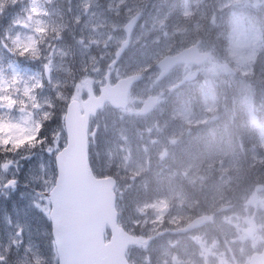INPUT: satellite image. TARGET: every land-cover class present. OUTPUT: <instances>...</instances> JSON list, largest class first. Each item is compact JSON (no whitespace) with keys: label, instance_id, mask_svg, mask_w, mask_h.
<instances>
[{"label":"rangeland","instance_id":"1","mask_svg":"<svg viewBox=\"0 0 264 264\" xmlns=\"http://www.w3.org/2000/svg\"><path fill=\"white\" fill-rule=\"evenodd\" d=\"M147 4L145 20L133 35L134 54L129 51L121 65L125 74L143 71L150 77L135 88L133 105L187 76L184 68H176L165 80L156 82L157 74L152 68L162 57L197 41H202V49L211 51V57L199 69V78L188 85L190 90L174 96L168 118L156 115L143 122L128 111L106 115V119L116 120L123 126L128 123L135 127L141 123L142 129L153 131L163 127L166 118L169 138L176 143L175 137L179 136L211 135L207 133L209 125L200 126L213 116L219 120L218 130L225 134L216 137L220 152L231 147L232 132L236 130L253 139L249 147L243 145L248 150L232 158L223 154L213 159L209 153L199 154L203 157L192 154L189 162L184 160L176 165L181 169L179 173L189 174L191 182H195L198 169L214 170L217 174L208 175L210 183L206 184V192H203L206 197L202 202L200 196L191 200V204L169 207L170 223L188 221L194 213L198 214L199 206V212L204 206L209 207L212 195L217 197L212 193L215 189L221 194L220 201L229 193L227 205L243 206L241 199L264 197V191L255 190L264 183V0H0V14L4 19L0 38L5 34L0 42V183L15 179L20 181L21 187L0 200V261L4 264L8 256L9 264L53 263L54 253L46 238L47 201L34 197L33 191L36 186L41 191L47 190L55 180L54 161L46 153H56L64 141L58 129V110L63 103L74 99L77 81L85 76L81 72L102 68L101 59L111 56L123 41V24L120 23L132 18L134 11L146 8ZM117 9L119 12L115 15L113 12L117 13ZM211 17L216 19L214 24L209 22ZM214 28L222 31V42L209 35ZM261 53L262 63L257 66L255 62ZM223 63L237 71V76H224ZM190 71L193 75L194 70ZM233 106V119L240 120L243 126L236 127L229 119L228 108ZM101 121V118L94 121L93 128ZM43 124L45 130L50 129L48 138H45ZM102 126H105L103 131L96 129L95 140L91 137L94 148H99L95 160L102 176L120 175L121 179L130 181L131 176L149 169L151 159L141 158V151L145 158L148 155L144 147H139V142L134 152L133 137L122 136L116 140L114 136L110 140L108 123L102 121ZM175 128L181 129L178 132ZM171 130L174 132L170 133ZM158 132L164 131L156 129L154 133L157 146H161L167 139L158 138ZM110 144L114 146V153L117 144L124 146L119 149V153H125L124 157L114 156L119 159L121 172L112 168V173L108 174V170H104L106 162L100 156L105 154L103 147L111 153ZM123 171H128L129 176ZM201 178L204 181L203 173ZM177 196L179 193L172 191L151 201L141 197L130 202L126 215L136 220L133 231L135 226L140 229L134 233L139 232L143 238L152 233L150 222L162 224L165 203L171 199L179 202ZM133 253L145 264L150 260H143L140 249ZM153 254L159 258L157 264H168L163 254ZM180 255L178 252L177 257ZM187 260L188 264H195V254L187 255Z\"/></svg>","mask_w":264,"mask_h":264},{"label":"water","instance_id":"2","mask_svg":"<svg viewBox=\"0 0 264 264\" xmlns=\"http://www.w3.org/2000/svg\"><path fill=\"white\" fill-rule=\"evenodd\" d=\"M195 47L175 58H165L158 67L163 70L161 77L178 62L199 64L206 60V55L197 56ZM138 77L121 81L113 89L114 98L110 100L114 107L124 105L129 85ZM93 101L90 112L104 103ZM155 99H149L141 114L151 111ZM85 119H80L76 107L72 106L66 118L68 145L57 157L58 177L56 186L49 194L52 210L50 218L53 237L59 256V264H127L124 252L129 245L138 244L141 240L126 234L115 225L114 196L111 179H94L86 161L85 153ZM203 219L194 221L182 232L201 224ZM108 225L111 240L104 244L103 230Z\"/></svg>","mask_w":264,"mask_h":264},{"label":"flooded vegetation","instance_id":"3","mask_svg":"<svg viewBox=\"0 0 264 264\" xmlns=\"http://www.w3.org/2000/svg\"><path fill=\"white\" fill-rule=\"evenodd\" d=\"M242 202L244 205L235 211L236 222L229 235L219 231V216L216 218L210 211L207 212L214 220L189 234L197 237L198 264H264V198H249ZM229 207V212H233V207ZM181 242L186 246L185 239Z\"/></svg>","mask_w":264,"mask_h":264},{"label":"trees","instance_id":"4","mask_svg":"<svg viewBox=\"0 0 264 264\" xmlns=\"http://www.w3.org/2000/svg\"><path fill=\"white\" fill-rule=\"evenodd\" d=\"M140 191H141V190H140ZM128 194H130V193L127 192V193H126V197L129 198V199H128L129 202H132V201H138V199L141 198L142 195H143L142 191H141V192H137V193H135V194H133V195L130 194V195H131L130 197H128ZM120 206L122 207V203H120Z\"/></svg>","mask_w":264,"mask_h":264}]
</instances>
